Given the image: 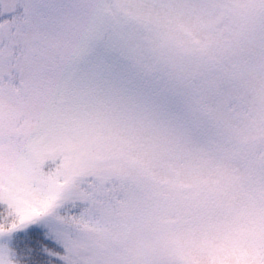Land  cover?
<instances>
[{"label":"snow or ice","instance_id":"1","mask_svg":"<svg viewBox=\"0 0 264 264\" xmlns=\"http://www.w3.org/2000/svg\"><path fill=\"white\" fill-rule=\"evenodd\" d=\"M0 264H264V0H0Z\"/></svg>","mask_w":264,"mask_h":264}]
</instances>
